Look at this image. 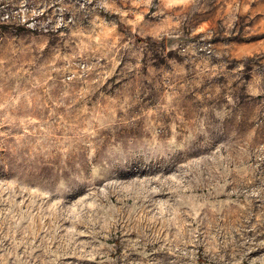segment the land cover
I'll use <instances>...</instances> for the list:
<instances>
[{
  "label": "rangeland",
  "instance_id": "rangeland-1",
  "mask_svg": "<svg viewBox=\"0 0 264 264\" xmlns=\"http://www.w3.org/2000/svg\"><path fill=\"white\" fill-rule=\"evenodd\" d=\"M0 264H264V0H0Z\"/></svg>",
  "mask_w": 264,
  "mask_h": 264
}]
</instances>
